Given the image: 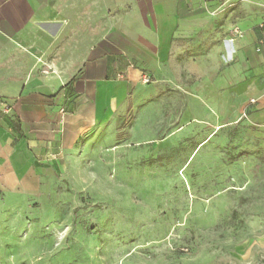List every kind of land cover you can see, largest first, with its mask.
<instances>
[{
  "label": "rangeland",
  "instance_id": "rangeland-1",
  "mask_svg": "<svg viewBox=\"0 0 264 264\" xmlns=\"http://www.w3.org/2000/svg\"><path fill=\"white\" fill-rule=\"evenodd\" d=\"M212 7L215 45L242 34L240 19L264 24V0ZM189 40H176L177 86L130 94L112 124L36 157L45 168L30 157L23 176L0 177V264H264V69L238 96L231 51L206 83ZM203 90L220 112L189 111Z\"/></svg>",
  "mask_w": 264,
  "mask_h": 264
},
{
  "label": "crops",
  "instance_id": "crops-1",
  "mask_svg": "<svg viewBox=\"0 0 264 264\" xmlns=\"http://www.w3.org/2000/svg\"><path fill=\"white\" fill-rule=\"evenodd\" d=\"M213 5L214 0H0V106L10 107L8 113L0 109L1 179L23 176L26 158L45 168L36 157H54L56 148L68 152L84 129L112 124L130 94L139 102L156 83L177 86L179 38L190 39L186 60L201 81L223 65L222 49L231 51L237 68L234 94L244 96L245 72L258 87L264 24L240 19L242 34L225 47L215 45ZM143 74L151 82L142 84ZM204 90L205 102L189 111L220 112L210 99L214 94ZM257 96L258 103L264 101V93Z\"/></svg>",
  "mask_w": 264,
  "mask_h": 264
},
{
  "label": "built area",
  "instance_id": "built-area-1",
  "mask_svg": "<svg viewBox=\"0 0 264 264\" xmlns=\"http://www.w3.org/2000/svg\"><path fill=\"white\" fill-rule=\"evenodd\" d=\"M235 33L236 34H239V31L238 30H235ZM42 72L43 73H47L48 72V70L47 69H44V70H42ZM141 81L143 82V83H149L150 82V77L148 76V75H146V74H143L142 76H141ZM251 101H253V100H251ZM9 106H6V105H4V104H2L1 106H0V109H1V111L3 112V113H8L9 112ZM61 111V113L62 112H64V109H61L60 110Z\"/></svg>",
  "mask_w": 264,
  "mask_h": 264
},
{
  "label": "trees",
  "instance_id": "trees-1",
  "mask_svg": "<svg viewBox=\"0 0 264 264\" xmlns=\"http://www.w3.org/2000/svg\"><path fill=\"white\" fill-rule=\"evenodd\" d=\"M1 114V113H0Z\"/></svg>",
  "mask_w": 264,
  "mask_h": 264
}]
</instances>
